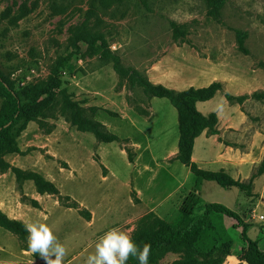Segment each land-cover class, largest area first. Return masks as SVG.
Segmentation results:
<instances>
[{
	"label": "rangeland",
	"instance_id": "obj_1",
	"mask_svg": "<svg viewBox=\"0 0 264 264\" xmlns=\"http://www.w3.org/2000/svg\"><path fill=\"white\" fill-rule=\"evenodd\" d=\"M221 1L213 13L210 0H123L118 7L112 4L92 13L93 0H0V74L15 90L36 87L47 79L59 57L70 54V68L62 73L57 98L62 100L63 91L90 119L101 124L108 120L119 128L116 119L120 112L108 107L103 95L108 90L125 88L132 108L146 96L135 82L115 71L110 60L102 59L95 48L80 44L76 51V40L80 36L102 35L108 51L119 57L120 66L140 75H145V62L156 56L154 49L164 48L169 53L178 48L185 52L186 66L205 62L218 68L224 80L216 81L221 84L218 92L226 91L224 97L247 96L238 105L252 125L251 131L257 129L264 136V102L251 97L254 92H264V0ZM217 100L213 101L214 107ZM63 108L59 104L47 118L29 122L17 137L19 153L3 156L7 167H0V202L15 214L19 208L26 227L36 226L34 215L44 218L41 224L52 231L53 243L65 249L62 264H86L105 232L113 228L128 231V194L114 179H100V173L105 175L106 171L98 165L97 150L103 153L116 145L101 143L93 134L78 131ZM118 145L125 150L132 148L126 141ZM105 161L116 175L126 169L116 151ZM13 169L52 179L58 193L44 197L38 205L31 197L37 193L33 181L17 178ZM254 190L260 193L254 216L264 217V174ZM130 197L136 203L134 195ZM200 198L194 217L202 212V205L210 202L239 213L249 205V199L238 189L226 190L213 182H203ZM82 203L94 205L103 218L88 226ZM118 205L121 211L114 214L113 206ZM107 207L111 209L105 214ZM175 215L171 212L166 220L173 222ZM254 216L248 220L247 235L257 240L259 250L264 251V220H255ZM231 237L234 257L244 244L238 234ZM176 256L168 253L158 264L170 263V258ZM49 259H54V253ZM2 262L46 264L38 251L23 250L14 235L0 228Z\"/></svg>",
	"mask_w": 264,
	"mask_h": 264
},
{
	"label": "crops",
	"instance_id": "obj_2",
	"mask_svg": "<svg viewBox=\"0 0 264 264\" xmlns=\"http://www.w3.org/2000/svg\"><path fill=\"white\" fill-rule=\"evenodd\" d=\"M154 51H156V56L144 64V74L152 84L182 91L190 87L203 88L212 82L222 83L224 81L218 68L213 64L197 62L193 66H186L185 52L178 48H173L169 53H166L164 48L161 51L159 49H154ZM225 92H217L211 99L195 104L196 110L201 115L215 114L217 122L215 133L203 131L195 137L190 160L200 170L212 172L223 170L234 180L247 181L253 173H256L254 169L258 168L261 162L264 163V136L257 129L251 131L252 125L248 122L246 114L238 104L229 103L225 99ZM128 95L130 93H126L125 88L116 92L108 90L103 95L105 99L103 101L107 103L108 107L120 112L119 118L116 119L120 127L118 128L108 120H104L102 124L111 134L118 137L119 142L126 141V144L132 147V150L128 149L130 153L132 151V160H128L127 151L118 145L119 142L106 143L116 146L103 153L97 150L98 165L106 171L105 175L100 173V179L104 181L109 178L114 179L116 184L123 187L128 194L126 204H128L130 213L125 215L127 223H130L129 229H133L135 222L149 212L155 213L164 220L169 217L171 212H175L174 217H177L180 210L185 206L189 207L192 201L195 202L194 213L201 202L203 182L211 181H196L189 168L176 159L179 137L176 110L167 99L156 97L146 98L145 101L138 103V107L132 108L128 106L126 100ZM215 99L218 103L217 107L213 106ZM114 151L118 156H121L126 164L125 171L118 175L105 161L107 155ZM260 176L259 174L253 178L252 189L253 187L255 189L256 184H260ZM45 179L53 182L48 177ZM254 191H252L253 196L251 197L242 192L249 199V205L244 212H236L248 224V220L254 216V208L260 204V193L258 195ZM34 194L31 197L40 206V200L50 196L49 194ZM131 194L136 198V203L131 199ZM206 204L202 205L201 210ZM81 206L87 210L86 213L89 217H85L84 220L88 226L95 225L104 216L97 214L94 205L82 203ZM110 209L108 210L107 207L105 214ZM113 209H116L114 214L120 213L121 206H113ZM18 210L20 211L19 208ZM0 211L10 219L19 220L25 225V220L22 218L24 216H20L19 211L17 214L11 212L3 205V202H0ZM22 214L24 215V213ZM209 218L213 221V229L206 228L199 234L192 246L195 250L207 243L212 235L216 236L220 244L225 241L232 242L231 235L240 234L232 219L214 211L210 213ZM254 218L255 220H264L262 215L254 216ZM43 219H37L34 215L32 220L37 222L36 226H39ZM255 241L258 246V241ZM170 259L172 262L177 260L178 256ZM238 263L240 262L237 256L230 255L223 264Z\"/></svg>",
	"mask_w": 264,
	"mask_h": 264
},
{
	"label": "trees",
	"instance_id": "obj_3",
	"mask_svg": "<svg viewBox=\"0 0 264 264\" xmlns=\"http://www.w3.org/2000/svg\"><path fill=\"white\" fill-rule=\"evenodd\" d=\"M122 2L123 0H93L90 11L95 13L98 9L106 10L112 4L118 7ZM210 3H212L213 10L211 13H213L222 1L210 0ZM80 44H85L99 51V56L102 59L112 62L115 71L122 73L124 77L141 87L146 98H165L169 101L177 112L179 137L176 159L189 168L196 181H211L223 189L235 187L244 192L246 196H253L252 180L256 175L264 174L263 162L260 163L256 173H253L247 181H239L232 179L223 170L214 172L200 170L190 160L195 137L203 131L215 133L217 122L215 114L203 116L196 110L195 104L211 99L221 90L219 82H212L203 88L190 87L176 91L162 85L152 84L145 75H140L129 67L122 68L119 57L108 51L107 41L102 35L80 36L75 43L76 51L79 50ZM70 58V54L59 57L53 63L47 79L36 87L28 86L15 90L0 74V167H7L3 156L19 153L17 137L24 131L26 125L29 122L47 118L59 104L64 106L65 114L78 131L91 133L96 140L103 143L120 141L117 136L108 132L104 125L90 119L78 110L63 91L60 92L63 93L62 100L57 98L58 90L62 84V73L70 68ZM122 70L123 72H120ZM246 97L225 95L228 102L236 104H241ZM251 97L264 102V92H254ZM126 151L128 160L131 161V153L128 149ZM13 172L19 179L32 180L37 193L40 195L58 193L54 184L38 173L21 172L18 169H13ZM34 204L36 205L35 202ZM194 205L195 202L192 201L189 207H183L173 222L161 219L153 212L143 215L135 222L131 231V238L138 245V248H142L145 244L149 246L148 264H158L159 260L168 253L178 255V259L166 264H223L225 259L231 255L233 246L231 241L219 244L216 236L212 235L207 243L198 250L192 247L204 229H213V221L209 218L213 211L232 219L235 222V227L239 229V237L244 246L237 255L238 261L244 264H264V251L259 250L257 242L248 237L249 224L245 223L236 212L222 204L208 203L202 212L194 217ZM85 217H89L87 213H85ZM0 228L14 235L23 250L29 249L27 244L29 232L24 223L10 219L0 211ZM126 264H139V262L136 257L130 255Z\"/></svg>",
	"mask_w": 264,
	"mask_h": 264
},
{
	"label": "clouds",
	"instance_id": "obj_4",
	"mask_svg": "<svg viewBox=\"0 0 264 264\" xmlns=\"http://www.w3.org/2000/svg\"><path fill=\"white\" fill-rule=\"evenodd\" d=\"M27 231L30 252L38 251L46 264H62L65 249L61 244L53 243L55 237L48 226L29 224ZM131 231L132 229L125 232L113 228L105 232L96 244L95 253L87 257L86 264H126L130 255L136 257L139 264H148L149 246L145 244L138 248L131 238ZM53 253L54 259H49Z\"/></svg>",
	"mask_w": 264,
	"mask_h": 264
},
{
	"label": "built area",
	"instance_id": "obj_5",
	"mask_svg": "<svg viewBox=\"0 0 264 264\" xmlns=\"http://www.w3.org/2000/svg\"><path fill=\"white\" fill-rule=\"evenodd\" d=\"M260 219H262V217H260Z\"/></svg>",
	"mask_w": 264,
	"mask_h": 264
}]
</instances>
